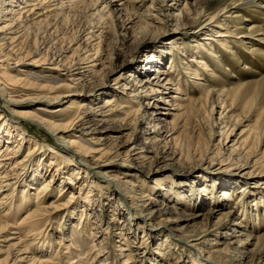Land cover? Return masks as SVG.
<instances>
[{
	"label": "rangeland",
	"instance_id": "374dc122",
	"mask_svg": "<svg viewBox=\"0 0 264 264\" xmlns=\"http://www.w3.org/2000/svg\"><path fill=\"white\" fill-rule=\"evenodd\" d=\"M105 1L109 2V7L113 5L108 11L102 10L103 0H77V2L71 0L65 3L61 10L54 8L44 12L45 9H41L38 13L29 14V16L28 12H22L23 17L21 15L20 18H18L19 14H16L15 17L22 26L19 29L22 30L20 39L18 38L22 40V43L20 48L13 49L15 53L12 50L11 52L13 56L24 57L25 61L15 65V59H11L12 67L7 66L8 69L5 68V64L0 65V74L4 71H13L22 80L20 85H15L16 91H11L12 88L9 87H6V90L13 98L23 99L26 106L35 109L38 116L61 122L64 120V115H58V112L53 113L51 109L58 105L66 106L73 97L53 104H47L43 98H36L39 94L47 93L50 86H57V90L63 92L75 87L81 88L83 84L92 90L100 85L115 86V79L122 80L131 71L138 77V81L155 82L154 70L165 68L167 72L170 71L168 77L175 83L180 80L181 92L174 93L193 100L186 112L174 110L173 107L177 105L173 102L167 106L176 115H169L165 126L166 128L175 126V136H177L175 141L172 140L168 144L177 153L180 152L178 157L182 155L181 163H184L177 165L176 173L173 170H167L147 178L140 173L133 176L119 166L114 168L113 174L121 180H131L134 184L144 181L146 185L144 190L152 196L159 197L158 206L164 203L178 204L181 215L207 213L210 207L225 204L213 220L210 215L212 223H206V219L203 221L201 219L196 227L191 226L182 232L178 231L180 235H193L202 230L217 228L220 222L226 224L224 222L228 220L227 214L232 208L237 209V213H233L232 218L238 223L227 227L219 245L207 247L202 245L203 250L191 249L184 245L181 239L175 240L169 234L168 228H164L165 232L161 233L154 228L160 218L151 220V223H154L151 225L148 219L146 223L138 219V209L129 195L127 196L130 193L129 189L124 185L123 188L126 190L121 189L114 178L90 173L91 177L84 176L79 179L75 173L68 172L79 165L86 167L82 157L78 154L73 155L65 147L56 143V138L44 126L34 124L28 117L13 113L10 108L20 110L24 107H21V104H11L0 92L1 113L7 114L10 123L17 125L20 129L23 128L27 135L32 136V139L37 140L39 144L33 163L35 171L31 170V165L28 166L26 173L24 168H18L22 183L25 184L17 185L15 198L12 200L14 207L9 211L10 215L4 216V209H0V220L8 221L10 224L9 231L6 232L7 236L10 237L11 232L15 230L20 231L16 234L19 238L15 240L19 241L18 246H28L32 251L31 256L41 264H169V261L175 262L176 257H179V250L176 253V248L172 250L167 248L170 254L161 253L163 251L158 247V241L165 236L173 240L170 242L177 243L178 247H185L181 258L185 262L182 261L180 264H192L189 253L209 264L206 256L210 250L221 251L227 260L226 264H230L228 260L231 259L233 260L231 264H264V0H257L253 4L247 3L245 6H237L240 0ZM116 2L120 4L114 6ZM234 2H236L235 7L220 13L222 8ZM5 6L4 1L0 0L1 15ZM153 7L163 10V15H156ZM236 12L239 14L234 16L233 13ZM204 13L210 15L220 13L206 32L205 29L198 31L201 29V16ZM25 15L28 17L26 20ZM221 22L226 29L224 36L215 32ZM98 26L104 27L103 30ZM96 52L99 53L97 58H100L94 62L98 64V71L94 76L88 77L85 83L74 82L68 75L66 76L64 71L51 69L50 63L43 62L63 56L67 65H75L81 62L82 58H93ZM155 58L157 60L153 63L152 60ZM33 59L37 61L33 62ZM147 60L150 61L147 62ZM126 62L127 65L121 68L120 66ZM27 84H30L29 87ZM171 84L170 88L175 86ZM208 90H211V93L207 96V100L206 97L200 98ZM6 96L8 95L5 94ZM106 99L109 101L115 99L112 107L123 111H119L116 115L119 118H125L126 113L139 108L138 105L134 106L130 102L126 94L114 88L101 93L95 101L104 102ZM151 99L154 101L153 98ZM124 104L131 107L122 108ZM155 110L157 108L153 107L149 112L152 113ZM134 112L131 116L133 120L130 121L132 129L136 130L139 129V125L135 118L140 115V112L138 110ZM15 135L13 140L20 137L17 130ZM84 135L80 134L77 137L87 146H96L87 135ZM33 140L28 141L26 145L33 144ZM224 142L228 148H224ZM4 143L2 141L1 144ZM110 146L115 148L114 150L118 148V145L114 143ZM53 147L58 148L61 155H56L51 150ZM27 148L28 146L23 148L25 153ZM219 151L222 153L220 154ZM208 156L217 158V161L227 160L222 166L214 162V169L246 165L248 166L246 171L254 167V176L245 181L230 173L216 174L206 169H198L200 171L192 175L191 171L195 167H211L210 160H206ZM52 158H57L62 167L57 174L58 181L54 183L53 190L47 191L45 207H48L56 198H68L71 192L78 195L81 183L90 178L94 179V185L91 186L92 192L89 194L91 203L86 206L82 196L77 204L69 207L68 210L61 208L57 210V213H49L47 220L39 219L40 223L35 225L37 229L34 232L32 226H26L27 221L24 219L36 204L35 187L43 182L44 178L51 176L52 165L49 163ZM28 163L30 160L27 161ZM40 163H42L41 166ZM67 168L71 169L67 170ZM62 180L66 187L62 191L65 193L60 196ZM204 184L208 190L202 196L200 193L204 190L200 191V187ZM159 185L165 189L160 188ZM242 185L245 186L242 189L244 193L241 192ZM223 188L232 190L231 192L236 190L229 201L222 200ZM166 189H171V196L163 194ZM23 190L31 193L29 202L20 199ZM180 193H184L187 199L176 201L180 198ZM170 197L172 201H169ZM120 208H122L121 211ZM176 216L172 214L170 218L168 216L164 218L167 222L168 219H174ZM114 217L120 221L125 220L126 224L118 221L116 223L113 221ZM128 217L132 220L131 224ZM136 222H140L141 226L144 225L145 229L139 228L137 224H134ZM182 226L183 224L180 228ZM238 227H244L246 232L251 231L255 235L263 236L258 246L254 244L247 246L249 249L247 255L239 250L238 243H234L236 238L232 235L236 233ZM42 228L44 229L38 234ZM102 229L105 230L102 231ZM2 249L6 253L3 252L0 259L6 257L8 251L12 250L6 245ZM200 251H203V255ZM130 252L138 255H132L130 258H133V261L126 263V259H130L127 255ZM45 258L48 259L45 260ZM3 264L7 263L3 262Z\"/></svg>",
	"mask_w": 264,
	"mask_h": 264
},
{
	"label": "bare ground",
	"instance_id": "6f19581e",
	"mask_svg": "<svg viewBox=\"0 0 264 264\" xmlns=\"http://www.w3.org/2000/svg\"><path fill=\"white\" fill-rule=\"evenodd\" d=\"M3 1L4 4H6V6L4 7V12L2 13V15L0 13V65L2 66L5 64L4 65L6 66L5 68L8 69V67H12L11 62L13 60L11 59H15V65H18L19 63L25 61L24 57L13 56L11 52V50L14 51L13 49L15 47L20 48L21 47L20 43H22L21 42L22 40L21 41L19 40L20 32L22 33V30L19 29L22 26L16 19L15 15L19 14L18 18H20V16L23 14L22 12L24 13L28 12L27 15L29 16V14L38 13L41 9H45L44 12L48 10H53L54 8L62 9V7L65 6V3H68V1L71 0H3ZM116 1H120V0H116ZM256 1L257 0H240V2L237 3V6L240 5L245 6V4L247 3L253 4V2ZM103 2L104 4L102 6V10L104 9L108 11L113 6L111 5L109 7V2H106L105 0H103ZM235 3L236 2L232 3V5H228L222 8L220 13H223L231 9L232 7H235L236 6ZM118 4L120 3L116 2L114 6H118ZM153 10L156 11L155 13L156 15L157 14L163 15L162 13L163 10L154 7ZM220 13H216L215 15L204 13L201 16V20H202V25L200 26L201 29L198 31L205 29L206 32L207 30H209L210 26L213 24L215 19L220 15ZM233 14L234 16H236L239 13L236 12ZM26 19H28V17L25 15V20ZM98 27L99 29L101 28L102 30L104 28L101 26ZM216 31L218 32V35L224 36L226 33L225 25H223V23L221 22L218 25L217 30L215 29V32ZM6 48L9 49L5 51ZM98 56L99 53L96 52L95 55L92 56L93 58L90 57L82 58L81 59L82 61L76 63L75 65L74 64L67 65L66 61H64L63 56L61 58L54 57L50 59V61L45 60L43 62L50 63V66H52L50 67L51 69L53 68V69H57L58 71H64L66 76L68 75L72 81L85 83V80H87L88 77L94 76L98 71L97 69L98 64L94 63L95 61L100 59L97 58ZM155 60L157 59L155 58L152 60L153 63L155 62ZM36 61L37 60L33 59V62ZM148 61L150 60H147V62ZM126 65L127 62L120 67L122 68L125 67ZM205 65L207 66L206 63ZM16 69L19 70L18 68ZM164 69L158 68L157 71L154 70L155 72L154 78H156L155 82L145 80L146 82L143 83L141 81H138V77H136L135 73L131 71L128 74V76L123 78L122 80H119L120 78L115 79L114 80L115 86H111V84L100 85L97 88L95 87L96 89L92 90L90 88L89 89L86 88L85 84H83L81 88L74 86L75 88H71L66 92L57 90L56 88L57 86H53V85L50 86L47 93L39 94L38 96H36V98L37 99L43 98L44 100H46L47 104L48 103L53 104L57 102L58 103L62 102L65 98L73 97L66 106L63 107L61 105H58L52 107L51 109L53 113L58 112V115H64L63 116L64 120L62 119L63 121L61 122H55L54 120L40 117V115L38 116V114H36V112L34 111L35 109L33 110L32 108L27 107L26 106L27 104H25L26 102H24L23 99L22 100L15 99L13 98V96H11V93L8 92V90H6V87L12 88L11 91H16L15 85L17 84L20 85L22 83L21 78L17 76V73H13V71H4L2 74H0V92L2 95H4L3 98H6V100L9 101L11 104H15V105L21 104V107H24L23 109L20 110L10 108L13 113H15L18 116L28 117L31 120H33L34 124H39L41 126H44L47 130H49L53 134L54 138H56L55 141L56 143L65 147L73 155L78 154L80 155V157H82L86 167L79 165L72 168V171L70 170L71 168L70 169L67 168V170H70L68 172H70L71 174L75 173L79 179H81L84 176L86 178L91 177L89 175L90 173H92L93 175L102 174L108 178L111 177L114 178L121 187V189L126 190V188H123V185L129 189L130 193H128L127 196L129 195L132 201H134L133 204H135L136 209H138V213H139L138 219L143 220L145 223L147 222L148 219L150 220V225H151L154 224L151 223V220L154 221L155 218H160V221L158 222L157 226L154 227L156 228V230H159L161 233H163L165 232L163 229L168 228L169 234L172 235V237L175 240L181 239L182 240L181 242L187 247L191 249L201 250L202 245H205L207 247L212 245H219L221 243L220 242L221 237L225 235L224 231L227 229V227L231 226V224L233 223H238L235 222V220L232 218L234 216L233 213L235 212L237 213V209L236 210L233 208L230 209L231 211L227 214L228 220L224 222L226 224H223V222L220 223L218 222L220 226L217 225L219 226L217 228L202 230L201 232L193 235H185V234L180 235L179 233H177L178 231L182 232L183 230H185V228L191 226L196 227L197 223H199L201 219L202 221L206 219V223H212V221L210 222V218H209L210 215L213 220V218H215L218 215V213L221 211L220 209L223 207L222 205L225 204H221L217 207H210L207 213L199 212V213H190V214L181 215L178 211L179 210L178 204L164 203L162 206H158V201L160 200L159 197L155 195L152 196L148 193V191L144 190V188L146 187L144 181L140 184H134L131 182V180L130 181L121 180L120 178H118L116 175L113 174L114 168H116V166H119L127 170L133 176L134 175L137 176L138 175L137 173H140L146 176L147 178L160 173H164L167 170H173V172H175V169L177 171L176 168L178 167L177 165H183L184 163V162L181 163V159L183 158V156L181 155L182 158L181 156L178 157L180 152L177 153V151L174 150V148H172L170 144H168L172 140L175 141L177 136H175V132H176L175 126L174 127L167 126V128L165 126V122L167 121L168 116L176 115V113H173L171 111V108L167 106L171 105L173 102L175 105H177L173 107L174 110L176 111L184 110V112H186L189 109L193 100L192 99L188 100L189 98H183L181 94L174 93V92H181L182 88L180 85L181 84L180 80L176 81L175 83L174 80L168 77L170 75V71L167 72ZM171 83L175 84V86L172 88H170V85H172ZM23 84H26V82H23ZM9 85H13V86L11 87ZM112 88L119 90L120 93L126 94L130 102H132L134 106L138 105L139 108L132 109L131 112L126 113L125 118H119L116 115L121 110L112 107L113 100L115 99L110 101L109 99H106L104 100V102L103 101L99 102V100L95 101L97 100V98L100 97L101 93L108 92V90L110 91ZM163 89H167V90H163ZM210 91L211 90H208L206 94L200 98L203 99L206 97L207 100L208 98L207 96L211 93ZM5 94H7L8 96L5 97ZM155 96H159V97H155ZM168 97H170V99ZM151 98H153L154 101ZM125 107H131V106L124 104L122 108ZM153 107L157 108V110L150 113L149 110ZM137 110L140 112V115L135 119L138 121L139 129L133 130L131 127L130 120L132 119L131 117L132 114L135 113L134 111ZM168 123L171 124V122ZM16 130L18 131V134H20V137L16 138V140H13V137L16 136L15 135ZM169 133L170 135H168ZM80 134L87 135L89 139L96 144V146L90 147L82 143L77 137ZM31 140H33L32 136L29 137L23 128L20 129L17 125L10 123L8 115L5 113H1L0 111V209H4L5 212L4 216L10 215L9 211L12 209V207H14V203L12 200L15 198L17 185L19 186L25 184L22 183V178L20 176V173H18V168L20 167L24 168V171L26 173L28 166L31 165L30 166V168L32 167L31 170L35 171V168L33 167V163H34L35 155L37 154L39 149L37 147L39 146V144L37 140H33V144L28 143V145H26V143ZM2 141L5 143L1 144ZM141 141L143 142L141 143ZM219 142L221 143V139ZM111 143L118 145V148L114 150L115 148L110 146ZM223 145L224 148H228L225 142ZM27 146H28L27 152L25 153L23 148H26ZM51 150L56 155L58 154L61 155L58 148L56 149L55 147H53ZM113 154H115V156H113ZM213 156L210 157L208 156L206 158V160H210L209 163L211 167L209 166L208 168L195 167L191 171L192 172L191 174L194 175L196 174V172L198 173L200 171L198 169H204V170L206 169L208 171L216 172V174L230 173L238 176L239 179L243 178L245 181H247L246 179L252 178L254 176L253 175L254 167L252 168V170L249 169L248 171H246L248 169V166L246 165H236L234 168H230L229 166H227L228 168L214 169L215 167L214 162H218L222 166L226 164L224 161L227 160L222 159L220 161L219 160L217 161V158ZM116 157L119 158L117 159ZM28 160H30V163L27 164ZM49 164L52 165L50 169L52 171L50 173L51 176L47 179L44 178V181L35 187L36 192L34 194L36 197L35 199L36 204L29 213V215L27 216V218L24 219L27 221L26 226H32L34 228V232L37 229L35 228V225H39L40 223L39 219L45 218L47 220L48 219L47 216H49V213H53V214L57 213V210L61 208L68 210L69 207L76 205L77 202L82 198V196L84 197L83 201L86 206H88L89 203H91V198L89 194H91L92 192L91 186L93 187L94 185V179L92 178L87 179L85 182L81 183L80 192L78 191L80 194L78 193V195H76L74 192H71L70 193L71 196H68V198L66 199L63 197L56 198L49 204L48 207H45L44 204L46 203L48 196L47 191H49V189L53 190L54 183L58 181L56 180L57 174L60 173L62 167V165L58 162L57 158H52ZM39 165L41 166L42 163H40ZM224 170H226V172H224ZM145 181L150 182V180L149 181L145 180ZM222 181L225 182V180ZM65 187L66 184H64L62 180L59 191L60 196H63V194L65 193V192L62 193ZM160 188L165 189V187H161V186ZM243 188H245L244 185H242L241 187V192H243L242 191ZM203 190L204 192L202 193L198 192V194L200 193L203 196V194L206 193L208 187L205 184L200 187V191ZM231 191L229 189L223 188L221 193V195L223 194L222 200L225 201L228 199L229 201L233 193L235 194L236 192L235 189L233 190V192ZM30 194L29 192H27V190H23L21 192L22 196H20V199L29 202V200H31ZM163 194L164 195L168 194V196H171L172 195L171 189H166ZM180 194H181L179 196L180 198H178V200L176 201H182V199L183 200L187 199L184 196V193H180ZM169 201H172L171 197ZM121 209L122 208H120V211ZM84 213L85 212L83 210L82 215ZM172 214H176L177 216L174 217V219L171 220L168 219L170 218L169 216H171ZM167 216H168L167 218L168 220L166 222L164 217ZM128 218H129V223L131 224L132 220L130 217ZM113 219H114L113 221H115L116 223L117 221L121 223L122 222L125 223V220L120 221L117 217H114ZM219 219L221 220L222 218L220 217ZM8 223H9L8 221L0 220V257L3 254V252L6 253V251L2 249L4 245L8 246L9 248H12V250L8 251L6 257L0 259V264H3V262H6L7 264H41V262H37L36 260H34L33 256H31L30 252L32 251L29 250L28 246H18L19 241L16 242L15 240L19 238L17 237L16 234L19 233L20 231L15 230L14 232H11L10 237L7 236L6 232L9 231L8 227L10 226V224ZM201 223L202 225H204L203 222ZM134 224H137L139 228L143 227L145 229V226L144 225L141 226L140 222H136ZM182 224L183 226L180 228ZM240 226L242 225L240 224ZM238 228L239 229L236 230V233L232 235L233 237L236 238V240H234V243H238L239 250L247 255L249 253V249H247V246L251 244L258 246L261 243L263 236L255 235L251 233V231L246 232L244 231V227L242 228L238 227ZM43 229L44 228H42L38 232V234H40ZM105 229H102V231ZM146 236H148V233H146ZM170 241L173 240L169 239L166 236L160 238V240L158 241V245H159L158 247L162 249L161 251L163 252L161 253L170 254L169 250H172V248H176V253L177 250H179L178 252L179 257H176L175 262L169 261V264H180V262L182 261L185 262L184 259L183 260L181 259L183 257L182 251L184 250L185 247L182 246L178 247L177 243ZM5 243H9V244H5ZM167 248H169V250H167ZM202 252L203 251H200V253L203 255ZM127 255L130 258L132 257V255H138V254L134 252H130ZM192 255H193L192 253L188 254L189 257H192L191 258L192 264H207L206 261L203 262L200 260V258ZM48 256L51 255L48 254ZM47 259L48 258H45V260ZM127 259H126V263H129L128 261L130 260L133 261V258H130L128 260ZM206 259L208 260L207 262L209 264L227 263V260L225 256L222 255L221 251L215 252L210 250L209 254L206 256ZM229 261L230 264L233 262L232 259L228 260V262Z\"/></svg>",
	"mask_w": 264,
	"mask_h": 264
}]
</instances>
